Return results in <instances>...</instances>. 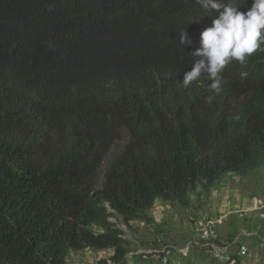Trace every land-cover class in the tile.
<instances>
[{"label":"trees","instance_id":"trees-1","mask_svg":"<svg viewBox=\"0 0 264 264\" xmlns=\"http://www.w3.org/2000/svg\"><path fill=\"white\" fill-rule=\"evenodd\" d=\"M206 14L196 0H0V264L85 249L129 264L111 219L148 222L155 201L186 206L264 165V51L226 66L218 94L206 75L182 84Z\"/></svg>","mask_w":264,"mask_h":264},{"label":"rangeland","instance_id":"rangeland-1","mask_svg":"<svg viewBox=\"0 0 264 264\" xmlns=\"http://www.w3.org/2000/svg\"><path fill=\"white\" fill-rule=\"evenodd\" d=\"M146 214L148 222L136 221L129 224L130 228L120 220H110L130 245L129 264H228L236 247L234 243L227 245L225 255L223 248L236 237L248 249L238 264H264V165L247 178L226 175L215 180L208 195L196 191L186 206L155 201ZM201 219L220 221L215 224L220 241L216 251L192 244L199 240L197 226ZM112 254V249H85L71 252L65 262L96 264ZM132 254L138 255L136 261L129 259Z\"/></svg>","mask_w":264,"mask_h":264},{"label":"clouds","instance_id":"clouds-1","mask_svg":"<svg viewBox=\"0 0 264 264\" xmlns=\"http://www.w3.org/2000/svg\"><path fill=\"white\" fill-rule=\"evenodd\" d=\"M196 3L206 15L213 11L219 15L200 34L199 47L190 53L196 59L191 63V70L185 72L182 84L188 87L206 75L212 81L209 88L218 94L222 91V73L226 66L232 62L243 65L254 53L264 51V0H252L246 12L222 0H196ZM180 43L184 46L191 43L185 29ZM207 99L211 102L213 97Z\"/></svg>","mask_w":264,"mask_h":264},{"label":"built area","instance_id":"built-area-1","mask_svg":"<svg viewBox=\"0 0 264 264\" xmlns=\"http://www.w3.org/2000/svg\"><path fill=\"white\" fill-rule=\"evenodd\" d=\"M215 224H220V221H211L210 219H201L198 223L199 240L192 242L196 247H207L211 251H216L215 247L219 246L218 234L215 229ZM213 249V250H212ZM227 246L223 248L226 252ZM248 249L244 245L236 247L234 257L228 259V264H237L246 257ZM224 254V253H223Z\"/></svg>","mask_w":264,"mask_h":264},{"label":"water","instance_id":"water-1","mask_svg":"<svg viewBox=\"0 0 264 264\" xmlns=\"http://www.w3.org/2000/svg\"><path fill=\"white\" fill-rule=\"evenodd\" d=\"M234 241H237V237L234 239Z\"/></svg>","mask_w":264,"mask_h":264}]
</instances>
